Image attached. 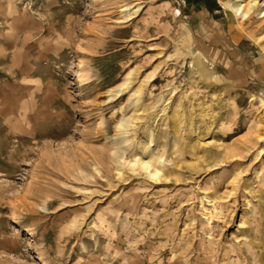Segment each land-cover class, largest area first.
<instances>
[{"label":"rangeland","instance_id":"1","mask_svg":"<svg viewBox=\"0 0 264 264\" xmlns=\"http://www.w3.org/2000/svg\"><path fill=\"white\" fill-rule=\"evenodd\" d=\"M229 1L0 0V264H264V18Z\"/></svg>","mask_w":264,"mask_h":264},{"label":"bare ground","instance_id":"2","mask_svg":"<svg viewBox=\"0 0 264 264\" xmlns=\"http://www.w3.org/2000/svg\"><path fill=\"white\" fill-rule=\"evenodd\" d=\"M246 2H248V3L246 4ZM224 6L227 10H229L236 17H239L240 20L245 21V23H248V22L250 23L251 20L253 19L252 18L253 15L256 12H258L260 15H262V18H264V5H260V2H258L257 0H250V1L249 0H234V2H233V0H230L229 4H224ZM131 9H133V8L125 7L123 12L128 13L129 10H131ZM126 19H129V18L126 17ZM124 21H123V23H124ZM244 24H242V27H244ZM135 74H136V72L133 71L130 73L129 77L132 75H135ZM129 77L122 86H126V85H129L132 83V80H130ZM136 94H139V90L136 92ZM132 126H133V120L124 119L121 122V124L119 125V129L121 131L123 130L121 135H123V136L127 135L128 134L127 129L129 127H132ZM131 140H133V139H129L128 137H124L122 139L121 143L127 144ZM131 143H132V141H131ZM143 150H145L149 154L152 153V149L150 147H145ZM115 155H117L115 162L120 166L118 168V171H119L118 176L119 177L123 175L122 171L124 169H127L133 173L144 172L148 178H150L151 180H154V181H160L161 178L165 175V174H163V176H161V174L163 172V169L161 167L162 163L160 164V162H161L160 158L158 159L157 156L153 157L154 155H152V157H150L149 159L139 157V159H134L133 161L132 160L126 161L123 159V157L120 154L115 153ZM205 162H207V161H201L200 163H197L194 165L192 164L191 166H193L195 168H201V165H203Z\"/></svg>","mask_w":264,"mask_h":264}]
</instances>
